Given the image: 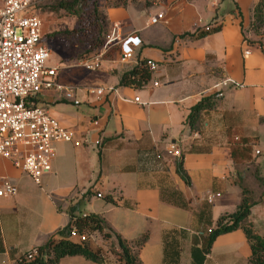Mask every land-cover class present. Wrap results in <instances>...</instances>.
<instances>
[{
    "label": "crops",
    "instance_id": "0c3cea01",
    "mask_svg": "<svg viewBox=\"0 0 264 264\" xmlns=\"http://www.w3.org/2000/svg\"><path fill=\"white\" fill-rule=\"evenodd\" d=\"M255 1H128L104 8L109 29L115 24L120 39L100 49L94 69L73 59L62 68L57 64L59 81L75 86L80 102L55 88L39 95L82 143L54 141L50 169L40 183L0 157V181L16 188L0 195V264H13L19 252L66 224L68 201L85 190L81 210L102 216L112 231L132 238L148 230L138 249L143 264H190L192 237L207 225L198 214L205 211L213 224L221 212L236 207L240 183L248 180L247 221L264 238V185L255 178L264 176V33L249 27ZM157 10L163 18L149 22ZM206 23L216 29L196 34ZM109 45L115 49L102 54ZM125 51L131 56L123 57ZM141 57L157 62L147 81L120 83L121 72ZM222 76L241 85L222 88L216 105L202 110L197 128L190 129L185 121L190 106L214 91ZM86 86H101L103 92L87 93ZM170 144L180 153L188 183L175 171L179 156L169 151ZM249 252L237 227L214 237L201 264H245ZM59 262L104 264L80 254L64 255Z\"/></svg>",
    "mask_w": 264,
    "mask_h": 264
},
{
    "label": "built area",
    "instance_id": "2783aa9c",
    "mask_svg": "<svg viewBox=\"0 0 264 264\" xmlns=\"http://www.w3.org/2000/svg\"><path fill=\"white\" fill-rule=\"evenodd\" d=\"M36 3L37 0H0V157L8 159L35 183H40L41 175L50 169L52 143L68 141L78 145L83 139L76 137L73 129L62 125L39 102L40 91L46 88L61 90L62 95L74 104L80 99L75 96V86L59 81L58 65L48 61L49 48L44 42L42 17L36 11ZM162 18V10H157L150 14L148 21L153 23ZM211 26L206 23L201 27L209 29ZM115 27L114 24L108 29L102 47L120 39L121 34ZM100 53L99 50L83 58L81 64L94 69ZM122 56L130 57L131 52H122ZM145 63L150 71L157 68V62L152 58L146 57ZM156 83V80L152 81V84ZM215 85L214 95L220 96L222 88L241 85V82L222 76ZM85 92L101 94L103 88L86 86ZM132 99L137 100L138 96L134 95ZM169 151L178 152L172 144ZM254 152L258 153V149ZM15 190L14 184L7 179L0 181V195L13 194ZM95 194L102 196L98 191ZM212 196L208 193L205 198L210 201ZM70 234L85 237L84 233L77 234L74 228Z\"/></svg>",
    "mask_w": 264,
    "mask_h": 264
},
{
    "label": "trees",
    "instance_id": "16d2710c",
    "mask_svg": "<svg viewBox=\"0 0 264 264\" xmlns=\"http://www.w3.org/2000/svg\"><path fill=\"white\" fill-rule=\"evenodd\" d=\"M128 1L116 0L109 6L124 5ZM152 1L149 0V3L151 4ZM45 8L50 11H58L61 9L65 13L72 14L77 18L74 26L63 28L60 31L77 41H84L86 44L85 51L88 57L100 50L108 30V19L104 9H99L96 0H51L48 3L37 0V13L42 15L40 10ZM263 24L264 0H256L251 7L249 27L255 33H260L259 31ZM215 29V26H211L209 29H204L200 26L196 29V34H202L203 32ZM49 35L51 34L43 33V37ZM114 49V45H109L102 54H109ZM145 60V57H141L129 68L123 70L120 74L119 82L134 86H140L145 83L151 72L147 69ZM217 98L218 96H215L214 91H212L211 93L200 96L190 106L185 116V121L190 129L197 128L201 111L214 107ZM260 120L264 121V115L260 117ZM174 162L175 171L184 182L188 183V175L182 167L180 156L175 158ZM255 178L259 183L264 185V176L255 175ZM240 186L242 195L236 207L232 211L221 212L215 218L213 224L208 218V213L206 214L205 211H201L198 214L200 219L202 217L204 220L206 219L207 225L203 228L199 227L194 237H192L190 244V264H201L205 253L209 250L212 240L218 233L237 227L243 230L249 245L250 252L245 260V264H264V238L247 221L252 196L247 192L249 190L244 183L241 182ZM88 192L89 190H85L74 201H68L66 211L68 212L69 219L66 224L57 228L43 243L19 252L13 264H60L59 261L62 256L72 254H80L86 259L103 262L104 264H143L139 259L138 249L147 239V229L132 238H126L118 232H114L113 244L117 245L114 250L116 257L109 261L104 259L98 246L91 247L88 244V239L94 231H100L103 236H110L108 232L109 226L102 216L91 211L81 210V205ZM105 197L107 200H112L109 194H106ZM72 228L75 229L77 234L84 233L85 237L79 238L77 235H71L70 230ZM105 228L108 230H104ZM183 232L184 229H178V233L182 234Z\"/></svg>",
    "mask_w": 264,
    "mask_h": 264
},
{
    "label": "rangeland",
    "instance_id": "374dc122",
    "mask_svg": "<svg viewBox=\"0 0 264 264\" xmlns=\"http://www.w3.org/2000/svg\"><path fill=\"white\" fill-rule=\"evenodd\" d=\"M51 0H41V2H50ZM116 0H96V3L100 10L104 9L105 7L111 5ZM128 1V0H126ZM130 1V0H129ZM135 5H147L149 0H131ZM41 20H42V30L43 33H49L51 35L44 37V42L48 45L49 48V58L51 61H57L55 64L60 65V68L65 66L69 60L73 59L80 61L83 58H87L88 54L86 53V44L84 41H77L64 33L60 30L63 28H69L76 24L77 18L72 15L65 13L61 9L58 11H50L47 8L41 9ZM109 29V25L107 26ZM108 31V30H107ZM260 33H264V24L260 28ZM84 67V66H83ZM85 68V67H84ZM87 69V68H85ZM66 71V75H67ZM170 154V153H169ZM179 155V151L177 152V156ZM246 187L251 186V182L245 181L243 182ZM108 230V229H104ZM110 236L113 235V238L110 236H103L100 231H94L88 239V244L91 247L98 246L100 251L103 254V257L106 261L112 260L116 257L114 250L116 249L117 245L114 243V231L111 230L109 227L108 230Z\"/></svg>",
    "mask_w": 264,
    "mask_h": 264
}]
</instances>
